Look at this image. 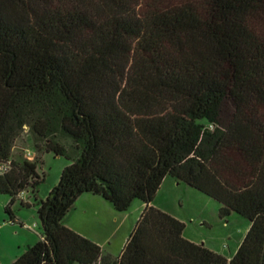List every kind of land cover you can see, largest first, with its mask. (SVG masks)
I'll use <instances>...</instances> for the list:
<instances>
[{"label":"trees","instance_id":"trees-1","mask_svg":"<svg viewBox=\"0 0 264 264\" xmlns=\"http://www.w3.org/2000/svg\"><path fill=\"white\" fill-rule=\"evenodd\" d=\"M27 128L70 161L45 199ZM0 165L42 223L13 264H264V0H0ZM167 177L250 221L233 256L152 205ZM84 194L147 205L120 256L65 224Z\"/></svg>","mask_w":264,"mask_h":264},{"label":"rangeland","instance_id":"rangeland-1","mask_svg":"<svg viewBox=\"0 0 264 264\" xmlns=\"http://www.w3.org/2000/svg\"><path fill=\"white\" fill-rule=\"evenodd\" d=\"M37 143L42 148L44 147V143L38 140L36 134L28 131L27 128L16 141L12 157L15 160L23 161L28 159L27 154L30 153L32 159H39L37 168L43 180L38 187L37 197L45 199L53 187L58 184L63 170L70 164V161L53 152L39 150ZM169 179V181H174L172 178ZM9 201L8 194L0 193V264H13L29 246L36 244L41 239L42 234L38 205L33 195L25 192L22 194L21 200L14 203L12 206L14 218L7 211ZM23 202L30 203V206ZM107 203L110 205L108 201ZM140 203V200H136L128 212H118L110 206L113 209L111 211H115L119 215L118 222H113L115 216L111 211L102 207L97 214H89L86 217L90 226L86 224L87 227L84 230L91 237L100 240L101 244L99 245L105 254L118 257L134 231L138 222L137 218H140ZM155 203L169 210L185 223L186 237L192 238L198 243H204L205 246L226 257L234 255L240 240L246 235L250 225L247 218L236 213L227 219H222L219 215L220 204L217 200L185 183L172 189L164 187L157 195ZM81 210V206L77 210L74 208L71 210V221L79 228H81V220L84 218ZM105 238L110 243L105 241Z\"/></svg>","mask_w":264,"mask_h":264},{"label":"crops","instance_id":"crops-1","mask_svg":"<svg viewBox=\"0 0 264 264\" xmlns=\"http://www.w3.org/2000/svg\"><path fill=\"white\" fill-rule=\"evenodd\" d=\"M169 178H171V177H167L165 180H164V182H163V184L161 185V188L159 189V191H158V193H157V195L163 190V188L165 187V188H169V189H172L173 187H178L180 184H182V183H180V182H177L175 179H173L174 181L172 182V181H169L170 179ZM157 195H156V197H157ZM156 197H155V200H154V202L152 203V205H154V206H156V207H158V208H160V209H162V210H164V211H166V212H168L169 214H171V215H173L174 217H176V218H178V219H180L178 216H176L175 214H172V212H170L169 210H166L165 208H163V207H161V206H159V205H156ZM77 203L75 204V206H74V210H77L80 206L82 207V210H81V214H83V217L84 218H82V226H81V228H79V226H77V224H75V223H73L72 221H71V214H72V211L67 215V217L65 218V224L68 226V227H70L71 229H73V230H75L76 232H78V233H80V234H82L83 236H85V237H88V238H91V240H93V241H95V242H97L98 244H101V242H100V240H98V239H96V238H93V237H91L90 235H89V233L87 232V231H85L84 229L87 227V225L88 226H90V224H89V222H88V220H86V217H88V215L89 214H97L98 212H100V210H101V208L102 207H105L106 209H108L109 211H111V210H113L110 206H112L113 207V205H109L108 203H107V201L105 200V199H103L102 197H100V196H97V195H92V194H84V195H82V196H80L78 199H77V201H76ZM134 204V203H133ZM132 204V205H133ZM141 205H140V207H139V217L141 218V215H142V213H143V211H144V209L146 208V204L144 203V202H141L140 203ZM110 208V209H109ZM114 208V207H113ZM115 209V208H114ZM128 210H130V209H128ZM128 210L126 211V212H128ZM112 212V214L115 216V218L113 219V222H118V219H119V215H117V213H115V211H111ZM117 212V211H116ZM119 212V211H118ZM140 218H137L138 219V222H139V220H140ZM181 220V219H180ZM204 221H206V220H204ZM138 222H137V224H138ZM87 224V225H86ZM137 224H136V226H137ZM251 225V224H250ZM250 225H249V227H248V229H247V232H248V230H249V228H250ZM136 226H135V228H136ZM134 228V229H135ZM185 232V231H184ZM247 232H246V234H247ZM184 236H185V233H184ZM186 237V236H185ZM245 237V236H244ZM244 237L240 240V242H239V246L241 245V243H242V241H243V239H244ZM187 239H189V240H191V241H193V242H196L195 240H193L192 238H189V237H186ZM105 241H108L107 240V238H105ZM104 241V242H105ZM108 243H110V241H108ZM127 243V242H126ZM196 243H198V242H196ZM239 246H238V248H239ZM209 248V247H208ZM211 249V248H210Z\"/></svg>","mask_w":264,"mask_h":264},{"label":"built area","instance_id":"built-area-1","mask_svg":"<svg viewBox=\"0 0 264 264\" xmlns=\"http://www.w3.org/2000/svg\"><path fill=\"white\" fill-rule=\"evenodd\" d=\"M212 127V126H211ZM28 156V160H33L31 157H32V154H27ZM7 169V166L6 165H0V172H3Z\"/></svg>","mask_w":264,"mask_h":264}]
</instances>
